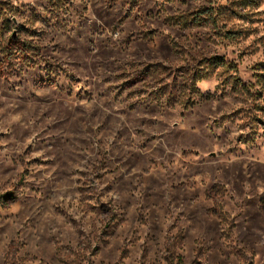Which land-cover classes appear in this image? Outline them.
<instances>
[{
	"label": "rangeland",
	"instance_id": "obj_1",
	"mask_svg": "<svg viewBox=\"0 0 264 264\" xmlns=\"http://www.w3.org/2000/svg\"><path fill=\"white\" fill-rule=\"evenodd\" d=\"M0 264H264V0H0Z\"/></svg>",
	"mask_w": 264,
	"mask_h": 264
},
{
	"label": "trees",
	"instance_id": "obj_2",
	"mask_svg": "<svg viewBox=\"0 0 264 264\" xmlns=\"http://www.w3.org/2000/svg\"><path fill=\"white\" fill-rule=\"evenodd\" d=\"M216 60H219L218 58H216ZM206 78V75L202 74L200 75L198 72H196L193 76L189 77L190 83H188L187 85L185 84V87L187 88V90L191 91V92H196V84L199 81H202ZM186 83V82H185ZM191 100V101H189ZM199 101L198 99H193V96L190 97V99H188L186 105L192 104L190 105L191 107L194 106L195 104H197ZM178 100L177 99H172V101H170L168 104L170 105H174L177 104ZM190 106L185 107V109H189Z\"/></svg>",
	"mask_w": 264,
	"mask_h": 264
}]
</instances>
